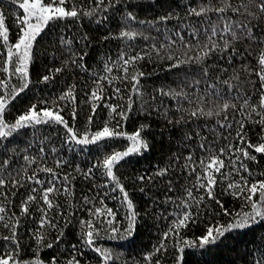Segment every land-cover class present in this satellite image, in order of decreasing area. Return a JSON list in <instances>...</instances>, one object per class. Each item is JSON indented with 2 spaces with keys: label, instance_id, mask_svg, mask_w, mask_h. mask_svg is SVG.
<instances>
[{
  "label": "snow or ice",
  "instance_id": "snow-or-ice-1",
  "mask_svg": "<svg viewBox=\"0 0 264 264\" xmlns=\"http://www.w3.org/2000/svg\"><path fill=\"white\" fill-rule=\"evenodd\" d=\"M261 157L264 0H0V264H264Z\"/></svg>",
  "mask_w": 264,
  "mask_h": 264
},
{
  "label": "trees",
  "instance_id": "trees-1",
  "mask_svg": "<svg viewBox=\"0 0 264 264\" xmlns=\"http://www.w3.org/2000/svg\"><path fill=\"white\" fill-rule=\"evenodd\" d=\"M149 11H151V9H149ZM141 15H143V13H141ZM113 24H115V21L113 22ZM86 28H87V25H86ZM115 47L116 45L113 44L112 45V49L113 51L115 50ZM148 70H151V68L149 67ZM157 138L158 139H161L160 136H159V126H157ZM164 140L167 139V133H165V136L163 137ZM156 148L157 150L151 152V153H148L147 156L143 157V158H140L139 160H136L135 158L131 161L132 164H134L136 167L140 168V167H143L145 165H148L149 164V161H151L153 164L156 162V159L159 155H161L164 151H165V148H162L161 145L158 143L156 145ZM259 163H260V167L262 169H264V157H261L260 160H259ZM145 234H144V240L147 242L148 240L150 239H155V236L152 234L154 233L155 229H154V226L152 224V221L151 220H147L145 221ZM199 234V233H198Z\"/></svg>",
  "mask_w": 264,
  "mask_h": 264
}]
</instances>
